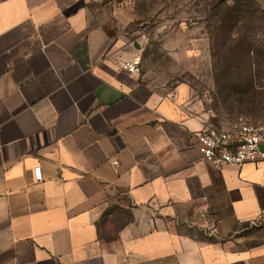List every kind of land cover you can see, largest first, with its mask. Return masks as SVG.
<instances>
[{
	"label": "crops",
	"instance_id": "1",
	"mask_svg": "<svg viewBox=\"0 0 264 264\" xmlns=\"http://www.w3.org/2000/svg\"><path fill=\"white\" fill-rule=\"evenodd\" d=\"M135 20L129 1L0 0V264H264V164L207 162L191 87L123 69Z\"/></svg>",
	"mask_w": 264,
	"mask_h": 264
},
{
	"label": "rangeland",
	"instance_id": "2",
	"mask_svg": "<svg viewBox=\"0 0 264 264\" xmlns=\"http://www.w3.org/2000/svg\"><path fill=\"white\" fill-rule=\"evenodd\" d=\"M117 1H129L137 16L127 35L140 47V75L146 82L167 89L190 86L214 129L239 120L264 123V0ZM241 1L244 6L238 8ZM229 25L236 27L233 33ZM248 50L256 63L251 68L255 94L244 92L251 73ZM235 231L247 239L254 233L243 225Z\"/></svg>",
	"mask_w": 264,
	"mask_h": 264
},
{
	"label": "built area",
	"instance_id": "3",
	"mask_svg": "<svg viewBox=\"0 0 264 264\" xmlns=\"http://www.w3.org/2000/svg\"><path fill=\"white\" fill-rule=\"evenodd\" d=\"M123 69L132 75L142 70V59L125 62ZM204 159L215 167L242 168L247 164H264V123L236 122L224 129L203 131L197 136ZM41 180L40 169H36Z\"/></svg>",
	"mask_w": 264,
	"mask_h": 264
},
{
	"label": "trees",
	"instance_id": "4",
	"mask_svg": "<svg viewBox=\"0 0 264 264\" xmlns=\"http://www.w3.org/2000/svg\"><path fill=\"white\" fill-rule=\"evenodd\" d=\"M241 6H244V4L242 3V1L239 2L238 8H240ZM237 12L239 14H242V11H240V10L237 11ZM233 26L234 25H229V32L230 33H233L234 30H235V28H236V27H233ZM247 47H248V45H247ZM253 56H254L253 51L248 50V52L246 53V60H249L250 61V65H249V69L248 70L251 73H248V75L245 78V80H246V83H244L245 84L244 85V87H245V89H244L245 94H247V93H254L255 94L256 93V85H255V80H254L255 76H254V74H252V69H251L252 67L253 68L256 67V63L255 64H252L251 63V61L253 59ZM237 122H245V121L239 120Z\"/></svg>",
	"mask_w": 264,
	"mask_h": 264
}]
</instances>
